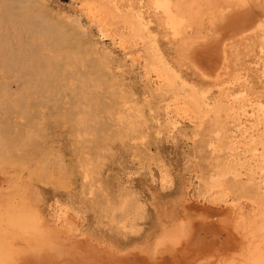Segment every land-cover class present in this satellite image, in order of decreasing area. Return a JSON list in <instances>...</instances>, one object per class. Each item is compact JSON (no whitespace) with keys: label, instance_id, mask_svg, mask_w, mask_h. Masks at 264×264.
<instances>
[{"label":"rangeland","instance_id":"obj_1","mask_svg":"<svg viewBox=\"0 0 264 264\" xmlns=\"http://www.w3.org/2000/svg\"><path fill=\"white\" fill-rule=\"evenodd\" d=\"M139 1L0 0V264H188L227 247L211 245L217 222L180 248L161 238L229 219L237 199L209 197V176L264 174V0H178L172 29ZM158 54L176 79L158 78Z\"/></svg>","mask_w":264,"mask_h":264},{"label":"bare ground","instance_id":"obj_2","mask_svg":"<svg viewBox=\"0 0 264 264\" xmlns=\"http://www.w3.org/2000/svg\"><path fill=\"white\" fill-rule=\"evenodd\" d=\"M142 1V0H141ZM141 1H139V2H141ZM152 1V0H151ZM151 1H149V2H151ZM177 1L178 0H175V2L176 3H173L171 0H153V4H155V7L156 8H162L161 9V11H160V13L162 14V10H163V13H164V17H165V15H166V17H167V24L168 25H170V28L172 27V28H174V24H176L175 23V20L176 19H174V15L177 13V11H174V12H176L175 14L173 13V10L175 9V7L178 5L179 6V4H177ZM181 1V0H180ZM180 1H178V2H180ZM184 1V0H183ZM191 2L193 1V0H190ZM189 1V2H190ZM197 1V0H196ZM198 1H200V0H198ZM209 1V0H208ZM230 1V0H229ZM238 1H240V0H238ZM247 1V0H246ZM245 1V2H246ZM249 1H250V3L251 2H253V3H255V1L253 0H248V3H249ZM258 1V0H257ZM182 2V1H181ZM185 2H187V1H185ZM185 2H183V3H180L181 5L182 4H185ZM195 2V1H194ZM194 2H193V4H194ZM211 2V1H210ZM210 2H208L209 4H212V3H210ZM213 2H215V1H213ZM226 2V1H225ZM224 2V3H225ZM242 2H244V1H241V3ZM216 3V2H215ZM233 3H235L236 4V2L233 0V2H231V4L233 5ZM240 3V2H239ZM240 3V4H241ZM247 3V2H246ZM259 3H260V1H259ZM97 4V3H96ZM141 4V3H140ZM189 3H187V5H188ZM192 4V5H193ZM200 4V3H199ZM205 4V3H204ZM226 4V3H225ZM237 4H238V2H237ZM236 4V5H237ZM256 4V3H255ZM263 4V3H262ZM215 5V4H214ZM227 5H229V7L231 6L230 5V3L229 4H227ZM226 5V6H227ZM236 5H234V6H236ZM246 5V4H245ZM244 5V6H245ZM257 5V4H256ZM260 5V4H259ZM81 6V5H80ZM90 6V5H89ZM176 7V8H181V7ZM185 7V5H182V7ZM197 6H200V5H198L197 4ZM206 6H207V4L205 5V8H206ZM210 6V5H209ZM212 6V5H211ZM234 6L232 7V9H233V11H234ZM239 6V5H238ZM247 6H248V4H247ZM249 6H251L250 4H249ZM254 6V5H253ZM261 6V5H260ZM264 6V5H263ZM94 7H95V5H94ZM114 7V6H113ZM189 7V9H191L192 8V6H191V8H190V6H188ZM188 7H185V9H188ZM195 7H196V4H195ZM194 7V8H195ZM208 7V6H207ZM213 7H215V6H213ZM217 7V6H216ZM228 7V6H227ZM262 7V6H261ZM209 8V7H208ZM221 8V7H220ZM240 8H244L243 7V4H242V6L240 7ZM239 8V11L241 10ZM264 8V7H263ZM182 10H184L183 8H181ZM199 9V8H198ZM201 6H200V11H201ZM226 9V8H225ZM231 9V10H232ZM259 9V8H258ZM88 10V9H87ZM155 10H157V9H155ZM176 10V9H175ZM178 10V9H177ZM180 10V9H179ZM178 10V12L179 13H182V12H180ZM181 10V11H182ZM208 10V9H207ZM227 10V9H226ZM230 10V9H229ZM263 10V9H262ZM111 11V10H110ZM154 11V10H153ZM189 11V10H188ZM199 11V12H200ZM217 11V13H216V15H220V14H222V13H220L219 14V12L218 11H220V9L219 10H216ZM233 11L231 12V14L233 13ZM186 12V11H185ZM204 13H205V10L203 11ZM208 11H206V13H207ZM225 12V11H224ZM241 12V11H240ZM157 13V12H156ZM183 13H184V11H183ZM197 13V12H196ZM210 13V12H209ZM208 13V14H209ZM230 13V12H229ZM237 13H238V9H237ZM242 13V12H241ZM111 14V13H110ZM174 14V15H173ZM198 14H201V12L200 13H198ZM211 14V13H210ZM230 14V15H231ZM235 14H236V11H235ZM234 14V15H235ZM243 14V13H242ZM241 14V15H242ZM177 15H180V14H176L175 15V17L177 16ZM184 15V14H183ZM202 15H204V14H202ZM201 15V16H202ZM230 15L228 16V13H227V16L228 17H230ZM233 15V16H234ZM253 15V14H252ZM122 16V15H121ZM193 16H195V15H193ZM196 16H200V15H197L196 14ZM208 16H210V15H208ZM222 16V15H221ZM225 16V15H224ZM227 16H225V17H227ZM235 16H237V15H235ZM102 17V16H101ZM100 17V18H101ZM112 17V16H111ZM166 17H165V19H166ZM180 17V16H179ZM192 17V16H191ZM203 17V16H202ZM201 17V18H202ZM224 17V18H225ZM228 17H227V19H228ZM232 17V16H231ZM230 17V18H231ZM242 17V16H241ZM125 18V17H124ZM137 18V17H136ZM194 18V17H193ZM200 18V17H199ZM218 17H215L214 18V16H212V21H214L213 19H217ZM234 18V17H233ZM233 18L231 19L232 21V23H233V21H235V20H233ZM115 19V18H114ZM133 19V18H132ZM164 19V20H165ZM187 19V18H186ZM197 19V18H196ZM207 19V18H206ZM208 19L209 20H211L210 19V17H208ZM226 19V18H225ZM237 19V18H236ZM126 20V19H125ZM130 20V19H129ZM134 20V19H133ZM191 20H192V18H191ZM193 20H195V19H193ZM200 20H202V19H200ZM209 20H207V21H209ZM229 21H230V19H228ZM238 20H240V19H238ZM262 20V19H261ZM98 21V20H97ZM178 21V20H177ZM180 21H181V19H180ZM179 21V22H180ZM217 21V20H216ZM223 21H225V20H223ZM222 21V22H223ZM263 21V20H262ZM262 21H259V23H262V24H264ZM138 23H139V28H140V30L141 29H143L144 28V26H143V24H141L139 21H137ZM165 22V21H164ZM185 22V21H184ZM202 22H204L203 20H202ZM211 21H209V23H210ZM215 22V21H214ZM218 22V21H217ZM230 22V23H231ZM132 23V22H131ZM138 23H135V26H138V25H136V24H138ZM163 23V22H162ZM183 23V22H182ZM190 23L191 22H189V24L188 25H190ZM195 23V22H194ZM208 23V22H207ZM220 23H221V21H220ZM224 23V22H223ZM235 23H236V21H235ZM240 23H242V22H240ZM258 23V24H259ZM12 24H16L17 26H18V24H20V25H22V26H24L25 28H29V29H32V31H33V29L35 30V31H37V32H40V25H38V24H36V23H31V22H29V21H25V22H13ZM133 24V23H132ZM186 24V22L183 24V25H185ZM192 24H193V22H192ZM196 24V23H195ZM214 25H215V23H213ZM224 24H226V21H225V23ZM234 24V23H233ZM257 24V23H256ZM257 24V25H258ZM261 24V25H262ZM178 25V24H177ZM182 25V26H183ZM212 25V24H211ZM220 25V24H219ZM103 26V25H102ZM131 26V25H130ZM165 26V25H164ZM167 26V25H166ZM181 26V29L183 30V29H187V26L185 27V28H183ZM199 26V25H198ZM227 26V25H226ZM108 27V26H107ZM128 27H129V25H128ZM243 27V26H242ZM258 27H260V30H261V27H263V26H256V28H258ZM132 28V27H131ZM138 28V29H139ZM171 28V29H172ZM176 28H177V26H176ZM196 28H197V26H196ZM232 28V27H231ZM234 28V27H233ZM254 28H255V26H254ZM253 28V29H254ZM45 29V28H44ZM48 29V28H47ZM137 29V30H138ZM186 29L184 30V33H185V31H186ZM221 29V28H220ZM228 29H230L229 27H228ZM252 29V31H254V33H255V30H253ZM130 30V29H129ZM132 30V29H131ZM134 30V29H133ZM137 31V32H141V31ZM170 30V29H169ZM176 30V29H175ZM174 29L172 30V32L173 31H175ZM251 30V29H250ZM256 30H258V31H260L259 29H256ZM136 31V30H135ZM171 31V30H170ZM219 31V30H218ZM247 31H249L248 29H247ZM252 31H250L249 33V36H250V38H251V33H253ZM262 31V30H261ZM263 31H264V28H263ZM131 32H133V31H131ZM179 32H181V31H179ZM183 32V31H182ZM220 32V31H219ZM235 32H236V30H235ZM243 32V31H242ZM174 33V32H173ZM173 33H172V35L171 36H173ZM197 33V32H196ZM210 33V32H209ZM245 33H246V30H245ZM253 33V34H254ZM259 33V32H258ZM24 34V33H23ZM177 34H178V32H176V35H174V36H177ZM219 34H221V33H219ZM224 34V33H223ZM230 34H231V32H230ZM241 34H244V32L243 33H241ZM240 34V35H241ZM252 34V35H253ZM137 35V34H136ZM196 36H197V34H195ZM237 35V37H238V35H239V31H238V34H236ZM248 35V34H247ZM247 35L246 34H244V35H242V36H244V37H246L247 38ZM255 35H257L256 33H255ZM254 35V36H255ZM134 36H135V34H134ZM166 36H168V35H166ZM205 36V35H204ZM241 36V37H242ZM263 36H264V34H263ZM24 37V36H23ZM188 37V36H187ZM195 37V36H194ZM193 37V38H194ZM227 37V36H226ZM226 37H225V35L223 36V38H225L226 39ZM236 36H234L233 37V39H232V37H231V39L233 40V42L235 41L234 39H236L237 40V38H235ZM240 37V36H239ZM182 38H184V37H182ZM204 38V37H203ZM175 39V38H174ZM180 39V38H179ZM195 39V38H194ZM193 39V40H194ZM201 40H202V38H200ZM205 40H206V36H205V38H204ZM224 39V40H225ZM228 39H229V36H228ZM230 39V40H231ZM22 40V39H21ZM124 40V39H123ZM165 40V39H164ZM182 40H184V41H186V38H184V39H182ZM187 40H188V38H187ZM224 40H223V45H224V43L227 41V40H225V42H224ZM229 40V41H230ZM238 40L239 41H243L244 39H243V37H242V40L240 39V38H238ZM247 40V39H246ZM184 41H183V43H184ZM192 41V40H191ZM121 42H123V41H121ZM120 42V43H121ZM192 42H194V41H192ZM204 42V41H203ZM232 42V43H233ZM196 43V42H195ZM198 43V42H197ZM232 43H231V45L229 44V42H227V46L229 47V46H232ZM190 44V43H189ZM194 44V43H193ZM211 44V43H210ZM221 44V45H222ZM188 45V44H187ZM225 46V45H224ZM224 46H222V47H224ZM227 46H225L224 47V49L223 50H225V51H222V52H226V47ZM247 46V45H246ZM191 47H192V45H191ZM193 47H195V46H193ZM192 47V48H193ZM228 47H227V50H229L228 49ZM232 48V47H231ZM33 50V49H32ZM160 51V50H159ZM186 51V50H185ZM193 51V50H192ZM221 52V53H222ZM228 52V51H227ZM226 52V53H227ZM263 52H264V49H263ZM225 53V54H226ZM230 53V52H229ZM251 53V52H250ZM192 54V53H191ZM225 54L223 55V58H225L226 56H225ZM50 55V54H49ZM160 54H158V56H159ZM222 55V54H221ZM227 55V54H226ZM191 56V55H190ZM254 56V55H253ZM218 57V56H217ZM228 57H229V60H230V56L228 55ZM228 57H226V58H228ZM140 58V57H139ZM164 58V57H163ZM163 58H162V56L160 57L159 56V62H160V64H161V69L162 70H160L159 69V72H160V74H159V79H163L164 81H166V80H168V77H172V78H175L176 79V71L175 72H173L172 71V69H170V67L169 66H167V64H166V62L163 60ZM191 58V57H190ZM228 59H226V61H227ZM228 60V61H229ZM192 61V60H191ZM218 61H219V59H218ZM220 61H222V59L220 60ZM225 61V59H223V62ZM224 63H226L227 64V62H224ZM229 64L228 65H230V63H232V62H228ZM159 64V65H160ZM180 64V63H179ZM191 65V64H190ZM227 65V66H228ZM257 65V64H256ZM194 66L195 65H193V68H194ZM219 66V65H218ZM217 66V68H219ZM221 66V65H220ZM222 66H223V63H222ZM263 66V65H262ZM230 67V66H229ZM229 67H227V68H229ZM223 68H225V67H223ZM222 67H221V69L222 70H224ZM226 68V69H227ZM231 68V67H230ZM198 68L196 67V69L195 70H197ZM226 69H225V71H226ZM200 70V69H199ZM206 70V69H205ZM218 71H219V69H217ZM227 70H229V69H227ZM218 71L216 72V71H214V72H216V74L218 73ZM232 70H229V72H231ZM157 73H158V70L156 71ZM229 72H226L227 73V76H228V73ZM241 72V71H240ZM199 73V72H198ZM201 73H204L203 71H201L200 70V74ZM225 73V72H224ZM206 73H204V77L205 78H211V79H215V75H214V78H213V75H210V76H212V77H210V76H206L205 75ZM214 74V73H213ZM219 74V73H218ZM202 75V74H201ZM221 75H222V72H221ZM223 75H225V74H223ZM220 75H218V76H216V77H219ZM178 77V76H177ZM202 77V76H201ZM157 78V79H158ZM180 78V77H179ZM220 78H222V77H220ZM171 79V78H170ZM181 79V78H180ZM218 78H216V80H217ZM223 79V78H222ZM229 79V78H228ZM173 80V79H172ZM220 80V79H219ZM158 81V80H157ZM185 81V80H184ZM222 81V80H221ZM167 82V81H166ZM175 82V81H174ZM168 83H169V81H168ZM161 84V83H160ZM171 84H173L172 82H170V85ZM239 84V83H238ZM243 85V84H242ZM240 86H241V84H240ZM242 87V86H241ZM220 88V87H219ZM206 89V88H205ZM196 91V90H195ZM198 92V91H197ZM209 92V91H208ZM190 93H192V92H190ZM233 94V93H232ZM237 94V93H236ZM196 95V94H195ZM185 98V97H184ZM176 99H178V98H176ZM197 99V98H196ZM179 100V99H178ZM194 102V101H193ZM173 103V102H172ZM228 104V103H227ZM235 108V107H234ZM261 108V107H260ZM219 110V109H218ZM229 110V109H228ZM241 110V109H240ZM261 111V110H260ZM259 112V111H258ZM228 113V112H227ZM263 114V113H262ZM208 115V114H207ZM201 117H202V115H201ZM219 118V117H218ZM250 118V117H249ZM246 122V121H245ZM203 123V122H202ZM240 126V125H239ZM262 134V133H261ZM223 136V135H222ZM248 138V137H247ZM217 139V138H216ZM260 140V139H259ZM259 145V144H258ZM229 148V147H228ZM194 171V170H193ZM203 171V170H202ZM248 171V170H247ZM196 172V171H195ZM220 172V171H219ZM214 173V172H213ZM217 173V172H216ZM214 174L213 176H209V177H211V178H209L208 179V181H209V187L207 186V189H208V191H210V193L212 192H214V191H219L220 192V194H222V197H227V198H230L232 201L233 200H235V199H237V202H236V204H235V202L233 203V205L235 204V206H237L235 209H232L233 211H231V217L229 216V217H227V218H229L228 220H225L224 219V217H221L220 219H219V221L218 220H215V221H211L210 219H209V221L208 220H200V219H198V222L197 223H194L193 222V220L194 219H192V221H188V220H181V221H179L178 222V224L176 223V227L173 229V231H169L168 229H166V230H168V232H166V234L161 238V242H163L164 240H168V242H173V244L172 245H174L175 247L176 246H178V248H180V247H182V246H184V245H188V244H192L194 241H193V237H194V232H195V230H194V226H196V225H200V226H203V227H207L209 230L211 229L210 228V226H213V224L215 223V222H217V223H221L219 226V228H220V230L224 233V235H225V238H223L222 240L221 239H219L218 238V236L216 235V234H214V236L211 238L212 239V246H216V248L219 250V249H221L222 248V246L223 245H227V247L225 248V247H223L222 248V250L220 251H217L215 254H213L212 256H210L209 255V257H205L204 256V254H196L195 256H191V258L188 260V264H189V262L191 263V262H195V263H193V264H264V174L263 175H261L260 173V175L259 174H257V173H253V172H251V171H249L248 173H233V171H232V173H228L227 171L225 172H222V173H217V174ZM206 176V175H205ZM202 178V177H201ZM244 180V181H243ZM246 181V182H245ZM247 183V184H246ZM186 186V185H185ZM201 187V186H200ZM221 192H223V193H221ZM191 193V192H190ZM211 193V195H209V197L210 196H213V194ZM215 193V192H214ZM218 194V193H217ZM218 197V199L221 197L220 195H217ZM192 197V196H191ZM214 197V196H213ZM237 197V198H236ZM217 198H216V196L214 197V199L213 200H216L217 201ZM210 198H208V200H209ZM226 199V198H225ZM241 199H242V201H241ZM5 200V199H4ZM221 200H224V199H220L219 201H221ZM231 200H229L230 201V203H231ZM238 200H240L239 201V205H237V203H238ZM212 201V200H211ZM226 201V200H225ZM228 201V202H229ZM2 202V201H1ZM213 202V201H212ZM215 202V201H214ZM222 202V201H221ZM220 202V203H221ZM240 202H243L242 204H245V203H250L251 205H252V207H253V209H252V211L250 212V214H247V216H245V212H244V207L240 204ZM217 203H219V202H217ZM229 203V204H230ZM18 204V203H17ZM210 204V203H209ZM216 204V203H215ZM225 204V203H224ZM223 204V205H224ZM228 204V203H227ZM226 204V205H227ZM249 204V205H250ZM153 205V204H152ZM166 205V204H165ZM217 205V204H216ZM226 205H224V207H217V210L219 211V210H221L222 212H223V210L225 209V208H227V207H225ZM206 206H208V205H206ZM215 206V205H214ZM229 206V205H228ZM245 206H246V204H245ZM231 207V206H230ZM211 208H212V206H211ZM215 208V207H214ZM233 208V207H232ZM246 208V207H245ZM174 210V209H173ZM210 210V209H209ZM213 210V209H212ZM231 210V209H230ZM227 211V210H226ZM246 211V210H245ZM213 212V211H212ZM215 212H217V211H215ZM233 212V213H232ZM209 213V212H208ZM220 213V212H219ZM214 215H215V213H213ZM216 214H218V213H216ZM223 214H224V212H223ZM257 215L260 217V215H262L263 216V219L262 220H260V222H258V218H257ZM122 216V215H121ZM168 216V215H167ZM165 217V216H164ZM190 218V217H189ZM261 218V217H260ZM259 218V219H260ZM203 219V218H202ZM204 219H205V217H204ZM207 219V218H206ZM166 220H168V219H166ZM171 220V219H170ZM175 220V219H174ZM123 221V220H122ZM169 221V220H168ZM195 221V220H194ZM200 221V222H199ZM166 224V223H165ZM196 224V225H195ZM164 225V224H163ZM172 226H174V225H172ZM171 226V227H172ZM164 228L165 227H163V232H164ZM166 228H167V226H166ZM169 228H170V226H169ZM196 228V227H195ZM200 228V227H199ZM217 229V228H216ZM205 230V229H204ZM209 230H207V232L209 231ZM215 230V229H214ZM217 230H219V229H217ZM216 230V231H217ZM200 231V230H199ZM221 231H217L218 233H220ZM214 232V231H213ZM160 233V232H159ZM214 233H216V232H214ZM217 233V234H218ZM12 234V233H11ZM200 234V233H199ZM204 235V234H203ZM31 236V235H30ZM74 236V235H73ZM210 236V235H209ZM86 237H88V236H86ZM221 237H223L222 235H221ZM220 237V238H221ZM12 238H14V237H12ZM74 238V237H73ZM72 238V239H73ZM79 238V237H78ZM147 239V238H146ZM258 239H260L259 241L260 242H258ZM214 240V241H213ZM246 242L245 244H244V246L246 247V249H245V251H243L242 253H239V254H237V255H235V256H237L238 258H236V257H233L234 255H233V253L231 252V255H230V252L228 251L229 249H230V247L232 248L233 246L234 247H236V245L239 243V244H243V242ZM12 242V241H11ZM167 242V241H166ZM167 242V243H168ZM77 243V242H76ZM160 243V240L158 241V244ZM205 243V242H204ZM163 244H165V241H164V243ZM163 244H162V246H163ZM210 244V243H209ZM217 244H220V245H217ZM85 245V244H84ZM99 245V244H98ZM168 245V244H167ZM169 245H170V243H169ZM166 246V245H165ZM165 246H163V247H165ZM171 246V245H170ZM136 247H138V246H136ZM154 247V246H153ZM23 248V247H22ZM189 248V247H188ZM130 249V248H129ZM211 249V248H210ZM127 250V249H126ZM208 250V249H207ZM31 251V250H30ZM189 251V250H188ZM196 251V250H195ZM201 251V250H200ZM27 253V252H26ZM39 253H40V251H39ZM202 253H203V251H202ZM245 254V255H244ZM97 255V254H96ZM37 256V255H36ZM39 256V255H38ZM66 256V255H65ZM206 256H208V255H206ZM227 256V257H226ZM229 256V257H228ZM54 257V256H53ZM200 257V258H199ZM31 258V257H30ZM94 258V257H93ZM185 258V257H184ZM39 260V259H38ZM178 260H180V259H178ZM176 261V260H175ZM184 262V261H183ZM24 263V262H23ZM22 264V263H21ZM56 264V263H55ZM186 264V263H185ZM192 264V263H191Z\"/></svg>","mask_w":264,"mask_h":264}]
</instances>
